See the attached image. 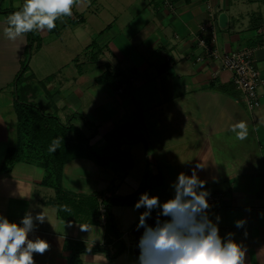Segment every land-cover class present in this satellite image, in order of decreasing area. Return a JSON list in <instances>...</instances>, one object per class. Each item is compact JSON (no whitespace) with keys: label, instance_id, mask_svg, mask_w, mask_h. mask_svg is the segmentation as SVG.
<instances>
[{"label":"crops","instance_id":"crops-1","mask_svg":"<svg viewBox=\"0 0 264 264\" xmlns=\"http://www.w3.org/2000/svg\"><path fill=\"white\" fill-rule=\"evenodd\" d=\"M22 3L0 0V21ZM209 5L220 51H253L263 79L261 106L254 111L230 71L211 59L196 60L203 53L197 39ZM55 27L57 33L37 31L32 44L28 33L15 41L0 36V213L18 220L25 210L43 208L47 221L37 234L49 248L34 253L36 264H71L82 246L103 248L81 253L83 264H131L142 211L111 207L117 238L108 232L100 206L148 182L154 187L150 194L165 200L177 173L197 162L205 166L198 170L205 187L222 194L209 210L221 216V234L231 231L245 243L246 264H264V0H74L72 15L60 17ZM81 48L86 57L78 59ZM46 50L62 58L49 60ZM18 96L63 123L70 120L90 137L95 154L116 159L67 162L63 197L43 184V167H7L6 155L18 142ZM238 120L247 122L244 140L230 130ZM237 219H245L243 228L235 227ZM120 241L124 250L112 258Z\"/></svg>","mask_w":264,"mask_h":264},{"label":"clouds","instance_id":"clouds-1","mask_svg":"<svg viewBox=\"0 0 264 264\" xmlns=\"http://www.w3.org/2000/svg\"><path fill=\"white\" fill-rule=\"evenodd\" d=\"M74 0H23L18 10L0 21V36L15 41L31 31L51 30L62 16H71ZM236 139L248 135L245 120L230 125ZM60 137L53 138L49 151L55 152ZM197 162L189 172L180 171L170 182L172 194L165 200L144 191L133 207L143 208L136 229H142L135 245L137 252L131 264H246L247 246L229 231L221 234L219 214H211V191L205 187ZM41 174L42 168L37 169ZM69 210L67 205L61 206ZM155 218L153 223H149ZM47 221L43 208L33 213L25 210L18 220L0 213V264H36L34 253L43 254L49 248L37 229ZM245 219H237L236 228H243ZM246 235V232H245Z\"/></svg>","mask_w":264,"mask_h":264},{"label":"trees","instance_id":"trees-1","mask_svg":"<svg viewBox=\"0 0 264 264\" xmlns=\"http://www.w3.org/2000/svg\"><path fill=\"white\" fill-rule=\"evenodd\" d=\"M50 33H57V28L49 30ZM39 38L37 31L28 32L30 44ZM39 46V45H38ZM29 54V52H28ZM27 61L22 70L18 73L17 79H21L27 71ZM17 116H18V142L17 146L10 149L6 155L5 165L13 166L17 162H26L33 165H39L44 168L45 176L43 184L53 187L58 196L61 197V175L64 165L72 159L88 156L92 157L100 163L105 159H116L107 155L95 154L90 145V137H86L79 129H77L70 120L63 123L55 113H48L42 106L29 99H17ZM60 137L59 147L55 152H50L49 145L53 138ZM119 154L126 155L121 151ZM120 155V156H121ZM127 156V155H126ZM123 168H130L131 164L122 162V158L117 159ZM157 186V185H156ZM153 184H147V187L139 192L127 197H112L105 201L107 208L106 227L108 232L119 238L120 234L116 227L114 217L111 213V207L114 205L133 206L139 198V194L144 191L152 190ZM63 197V196H62ZM97 197V196H96ZM97 206V205H96ZM143 211V208H140ZM124 250L123 243L120 241V247L114 253V256L121 254ZM103 251L101 247L86 248L80 247L76 249L71 256V264H83L79 258L81 253H94Z\"/></svg>","mask_w":264,"mask_h":264},{"label":"built area","instance_id":"built-area-1","mask_svg":"<svg viewBox=\"0 0 264 264\" xmlns=\"http://www.w3.org/2000/svg\"><path fill=\"white\" fill-rule=\"evenodd\" d=\"M214 20L215 13L211 5H209L208 22L200 26L201 36L197 39V46L203 53L197 56L196 60L202 62L206 58L211 59L217 62L223 70L230 71L235 88L244 93L248 109L254 111L261 106L260 88L262 87L263 79L255 64L253 51L242 49L221 52L217 46V29ZM205 35H208V39ZM166 59L171 63V57ZM221 197L222 194L211 193L209 202L212 207L209 210L216 206ZM100 212L105 222L107 208L104 203L100 206Z\"/></svg>","mask_w":264,"mask_h":264},{"label":"rangeland","instance_id":"rangeland-1","mask_svg":"<svg viewBox=\"0 0 264 264\" xmlns=\"http://www.w3.org/2000/svg\"><path fill=\"white\" fill-rule=\"evenodd\" d=\"M105 15H106V14H105ZM103 17H104V15H103ZM46 51H48V52H45V53L48 54L49 60H53V61H55V60H59L60 58H62V57L58 56V55L56 54L55 51H49V50H46ZM69 51H70V48L67 47V48L65 49V53L67 54ZM83 52H84V49L81 48V50H80V55H79V56H76V58L78 57V59H79V58H84V57H86L85 53H83ZM45 53H44V54H45ZM44 57H45V55H44ZM46 57H47V56H46ZM63 57H66V55H63ZM44 60H45V58H44Z\"/></svg>","mask_w":264,"mask_h":264},{"label":"water","instance_id":"water-1","mask_svg":"<svg viewBox=\"0 0 264 264\" xmlns=\"http://www.w3.org/2000/svg\"><path fill=\"white\" fill-rule=\"evenodd\" d=\"M154 218H155V213H153V219H150L148 222H149V223H153ZM141 232H142V229L137 230V229H136V226H135V228H134V233L136 234V242H135V245H136V243H137V240H138V238H139ZM136 252H137V249H136V247H135V253H136Z\"/></svg>","mask_w":264,"mask_h":264}]
</instances>
